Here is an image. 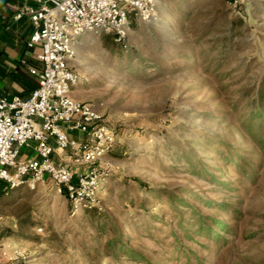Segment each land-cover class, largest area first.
<instances>
[{"label":"rangeland","instance_id":"374dc122","mask_svg":"<svg viewBox=\"0 0 264 264\" xmlns=\"http://www.w3.org/2000/svg\"><path fill=\"white\" fill-rule=\"evenodd\" d=\"M156 1L121 41L79 37L75 99L118 133L101 210L74 215L50 178L8 190L16 264H264V0Z\"/></svg>","mask_w":264,"mask_h":264},{"label":"built area","instance_id":"2783aa9c","mask_svg":"<svg viewBox=\"0 0 264 264\" xmlns=\"http://www.w3.org/2000/svg\"><path fill=\"white\" fill-rule=\"evenodd\" d=\"M24 5L17 18L30 16L35 27L29 44H40L41 68H32L38 87L29 98H11L0 90V180L10 188L36 189L50 178L65 193L75 215L101 210L98 193L109 174L100 164L118 142L117 128L88 101L71 96L81 78L71 67L79 37L91 32L124 39L131 18L148 22L157 13L156 0H36ZM238 3L239 0H231ZM66 128L82 132L72 138ZM35 142L40 158H21V148ZM71 151L82 172L53 161L56 150ZM2 218L0 217V222ZM21 250L0 238V264H16Z\"/></svg>","mask_w":264,"mask_h":264},{"label":"crops","instance_id":"0c3cea01","mask_svg":"<svg viewBox=\"0 0 264 264\" xmlns=\"http://www.w3.org/2000/svg\"><path fill=\"white\" fill-rule=\"evenodd\" d=\"M24 5H37L36 0H0V90L9 98L18 95L29 98L38 87L39 77L32 72V68H41L42 62L38 55L41 52L40 44L30 45L31 36L35 27L29 15L24 14L17 18V14ZM71 65V64H70ZM71 96L76 98L74 89ZM72 138L82 139L84 134L78 130L66 128ZM21 158L39 159L35 149V142L21 148ZM56 163H63L78 172L86 169L84 163L78 162L71 151L56 149L51 155ZM49 179V178H47ZM46 179V180H47ZM3 181V180H2ZM3 182L4 196L10 188ZM44 182L40 183V186Z\"/></svg>","mask_w":264,"mask_h":264},{"label":"trees","instance_id":"16d2710c","mask_svg":"<svg viewBox=\"0 0 264 264\" xmlns=\"http://www.w3.org/2000/svg\"><path fill=\"white\" fill-rule=\"evenodd\" d=\"M250 107H251V114L258 115L264 112V90L260 92V95L256 96L253 98L250 102ZM6 184V183H5ZM7 185V184H6ZM4 186L0 184V195L4 194ZM95 210V209H92Z\"/></svg>","mask_w":264,"mask_h":264}]
</instances>
